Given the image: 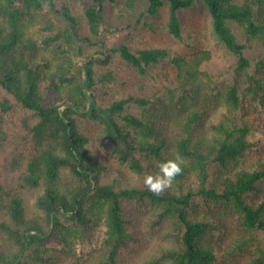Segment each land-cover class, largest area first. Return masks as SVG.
<instances>
[{"label":"trees","instance_id":"trees-1","mask_svg":"<svg viewBox=\"0 0 264 264\" xmlns=\"http://www.w3.org/2000/svg\"><path fill=\"white\" fill-rule=\"evenodd\" d=\"M143 3L0 0V264H264V0Z\"/></svg>","mask_w":264,"mask_h":264},{"label":"rangeland","instance_id":"rangeland-1","mask_svg":"<svg viewBox=\"0 0 264 264\" xmlns=\"http://www.w3.org/2000/svg\"><path fill=\"white\" fill-rule=\"evenodd\" d=\"M141 1V6H143V0ZM107 15V22L114 24L118 21L115 20L116 13L114 10H112V12L108 11ZM165 17V12H163V14H161L160 16L154 17V20H157V22H161L162 19H165ZM183 17L185 19L188 32L194 34V39H196V43L199 44L201 47H209L212 52V60L214 61L215 65L220 66L219 64L225 61V57L222 50L218 48L215 44H213L208 36V14L206 8L203 5H198L193 10L184 12ZM127 31L128 29H120L116 31L114 27L108 26L105 33L106 36L110 39V41L114 43L118 40V38L125 35ZM152 39L154 43L173 42V40H171L167 34L162 33L152 34Z\"/></svg>","mask_w":264,"mask_h":264},{"label":"clouds","instance_id":"clouds-1","mask_svg":"<svg viewBox=\"0 0 264 264\" xmlns=\"http://www.w3.org/2000/svg\"><path fill=\"white\" fill-rule=\"evenodd\" d=\"M58 113L62 115L63 105L57 106ZM184 161L178 155L175 158H169L156 163L158 169L155 173L144 175L143 183L145 188L153 194H160L169 189L177 176L182 174Z\"/></svg>","mask_w":264,"mask_h":264}]
</instances>
